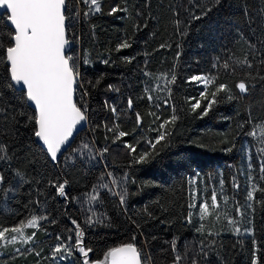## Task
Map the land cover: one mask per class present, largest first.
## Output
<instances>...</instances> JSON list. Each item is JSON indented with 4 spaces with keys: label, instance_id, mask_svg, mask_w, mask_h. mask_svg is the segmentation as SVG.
I'll list each match as a JSON object with an SVG mask.
<instances>
[{
    "label": "trees",
    "instance_id": "1",
    "mask_svg": "<svg viewBox=\"0 0 264 264\" xmlns=\"http://www.w3.org/2000/svg\"><path fill=\"white\" fill-rule=\"evenodd\" d=\"M97 4L99 12L84 0L66 2L67 35L74 42L70 62L79 76L76 103L86 110L88 130L57 164L35 143V112L25 93L9 86L6 48L14 33L0 14V226L46 217L39 221L36 250L21 251L29 259L38 260L40 247L59 243L57 234L75 244V220L83 246L91 249L89 264H110L108 251L130 242L143 264H173L176 255L180 264H264V173L258 162L264 153V0ZM113 8L121 11L110 14ZM125 41L130 47L118 51ZM195 74L210 82L187 83ZM240 82L247 93H240ZM221 83L227 90L217 92V103L202 115ZM204 88L208 99L192 111L195 100L188 98H199ZM173 115L178 118L160 130ZM120 131L127 135L119 137ZM160 131L165 140L148 151ZM126 142L137 153L148 151L143 164L134 162ZM64 180L67 201L49 183ZM204 202L209 210L201 218ZM15 256L0 257V264H21L22 256ZM83 259L74 249L73 264Z\"/></svg>",
    "mask_w": 264,
    "mask_h": 264
},
{
    "label": "snow or ice",
    "instance_id": "2",
    "mask_svg": "<svg viewBox=\"0 0 264 264\" xmlns=\"http://www.w3.org/2000/svg\"><path fill=\"white\" fill-rule=\"evenodd\" d=\"M66 2L71 5L72 0H0V9H3L4 14H7V21L13 26L14 33L12 36L13 45L6 48V60L9 63L10 81L12 82L9 86H19L25 89V98L31 103L35 111L33 135L37 138V142L41 143V146L45 148L50 160L54 163L58 162V154L61 153L62 148L65 153L70 152L72 149L70 138L73 137L77 125L86 120V110H82L74 100V94L77 90L78 69L75 63H70L71 54L66 55V45L69 43V40L66 39V20L68 19L65 13ZM84 2L96 5L95 12L100 11L97 0H84ZM219 2L220 0H216L217 4ZM194 7L198 6L194 5ZM208 10L210 11L211 9ZM117 11H121V9L113 8L110 14H115ZM203 15H206V12L200 15L193 14L191 19L198 20ZM129 47L130 44L125 41L118 46L117 50ZM161 47H164V45ZM246 63L247 68L251 69L252 64L250 62ZM222 66L227 69L229 67L228 62L225 61ZM175 80L176 77L173 75L171 81L175 82ZM198 81H203L206 85L210 82V78L204 74H195L189 77L186 82L194 83ZM237 87L242 94L248 92L244 82L238 83ZM226 90L227 86L223 83L215 89L211 99L204 106L202 115H207L212 106L217 103L216 93ZM228 98L231 99L232 97L228 96ZM188 99L189 101L195 100V103L191 104L192 111L200 109L201 101L208 99L207 89L204 88L201 91L199 98L189 97ZM127 103L129 108H131V98L128 99ZM165 105L167 106V101H165ZM111 110L113 113L116 112L114 107ZM177 118L173 115L171 120L161 123L159 129H164L166 124L174 122ZM137 120L139 122V114H137ZM111 130L109 129V131ZM118 135L119 137H124L127 133L120 131ZM164 140L165 132L160 131L154 141H148V151L155 150L156 145L161 144ZM124 146L129 150V155L136 154L134 157L135 163L143 164L148 158V151L137 153L136 147L127 142ZM103 152H107V148L102 150L101 155ZM66 158L67 156L62 157V159ZM258 162L260 172L264 173V153H261ZM109 175L111 176V173ZM123 179L126 181L127 177L124 176ZM249 179L251 180V177ZM2 181L3 176L0 175V182ZM49 183L56 188L57 195L64 197L65 201H67L68 194L65 191L67 180L62 183H56L55 181H49ZM116 183L113 180V184ZM119 186L121 188L119 202L123 205L127 192L122 184ZM235 186L237 189L239 188L238 184ZM104 187L107 188V185H104ZM254 191L255 185L252 184V191L247 193L249 201L253 200ZM92 199H95V197H92ZM211 201L213 207L217 206L215 193L212 194ZM189 207H195V205L192 204ZM208 210L209 205L204 202L200 213L201 218L208 213ZM236 211L238 215H242L239 207H237ZM43 218L46 217L33 216L27 224L20 223L18 227L0 226V241H4L6 233L9 232L18 234L12 237L11 242L13 243L17 239L22 243L32 241L35 232L25 237L23 229L26 227L39 229V221ZM229 222L231 223V221ZM52 223H55V221H52ZM70 223L75 227L76 243H71V236L63 238L57 234L55 239L60 242L54 245L51 258L55 261L57 254H59V260L63 261L68 256H71L75 249L84 258L82 264H89L87 258L91 249L86 250L83 246L79 224L75 220H71ZM72 230L70 228L69 232ZM239 231L240 229L237 228L236 232L239 233ZM209 235H212V233H209ZM174 250L175 245H173ZM15 251L19 253L21 250L16 249ZM201 251H204L203 247ZM105 259H110V264H141L137 247L131 242L123 246L114 247L108 251ZM180 260L181 257L176 255L173 264H180ZM192 264H196V261L194 260ZM253 264H257V261L253 260Z\"/></svg>",
    "mask_w": 264,
    "mask_h": 264
},
{
    "label": "rangeland",
    "instance_id": "3",
    "mask_svg": "<svg viewBox=\"0 0 264 264\" xmlns=\"http://www.w3.org/2000/svg\"><path fill=\"white\" fill-rule=\"evenodd\" d=\"M79 78V76H78ZM31 220V219H30ZM27 224V223H26ZM37 229L36 228H24L23 229V233L24 236H30L33 232H35V236L32 239V241L28 242V243H22L19 239L16 240V242H11L12 237L14 235H18V234H14V233H6L5 236V240L4 241H0V257H4V256H10V255H17L15 257H21L23 258L21 264H60V263H64V264H73V252L71 256H68L65 260L61 261L59 260V254H57V259L55 261H53V259L51 258V252L52 249L54 247V245L57 244V242L53 243L52 246L50 247H40L39 248V255H37V253H35L36 257L38 258V260H36L34 257L32 258H28L30 257L29 255H25L22 254L21 251L26 250L28 248H33L36 250L35 245L38 243L39 241V237L37 236L36 233ZM45 235H48L47 233ZM16 249H20L21 251L19 253H17L15 250ZM29 259V260H27Z\"/></svg>",
    "mask_w": 264,
    "mask_h": 264
},
{
    "label": "water",
    "instance_id": "4",
    "mask_svg": "<svg viewBox=\"0 0 264 264\" xmlns=\"http://www.w3.org/2000/svg\"><path fill=\"white\" fill-rule=\"evenodd\" d=\"M66 8H67V5H66ZM66 8H65V13H66ZM0 14L1 15H4V12H3V9H0ZM7 15V14H6ZM6 25L13 31V26L10 25V22L7 21L6 19ZM66 28H67V20H66ZM66 39H68V35H67V30H66ZM69 40V39H68ZM12 44H13V40H12ZM74 48V42L69 40V43L66 45V55H68L71 50ZM71 63V62H70ZM6 65L8 66L9 68V63L7 62L6 60ZM9 77H10V74H9ZM12 83V82H11ZM79 85V78H77V87ZM16 91H22L25 93V89H23L22 87H19V86H15L13 87ZM77 90L74 94V100L76 102V99H77ZM27 101V100H26ZM27 105L29 106V108H31L33 111H34V107L31 105L30 102L27 101ZM35 112V111H34ZM88 130V118L86 116V120L81 122L79 125H77L74 133H73V137L70 138V143L73 144L75 138L83 131H86ZM35 143L36 145H38L39 147H41L44 151H45V148L41 146V143H38L37 142V138L35 137ZM46 152V151H45ZM47 154V153H46ZM65 154L64 152V149L62 148V151L61 153L58 154V161L60 160V158ZM48 155V154H47ZM49 157V156H48ZM50 159V157H49ZM51 161V160H50ZM52 162V161H51ZM53 164H57L58 162H52ZM138 255H139V259L141 261V264H143L142 262V255L141 253L138 251ZM95 264H100L99 262H96Z\"/></svg>",
    "mask_w": 264,
    "mask_h": 264
},
{
    "label": "bare ground",
    "instance_id": "5",
    "mask_svg": "<svg viewBox=\"0 0 264 264\" xmlns=\"http://www.w3.org/2000/svg\"><path fill=\"white\" fill-rule=\"evenodd\" d=\"M68 25V24H67ZM68 28V27H67Z\"/></svg>",
    "mask_w": 264,
    "mask_h": 264
}]
</instances>
